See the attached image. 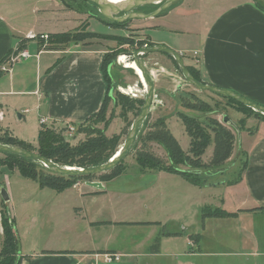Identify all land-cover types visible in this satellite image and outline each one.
Segmentation results:
<instances>
[{"label": "crops", "instance_id": "0c3cea01", "mask_svg": "<svg viewBox=\"0 0 264 264\" xmlns=\"http://www.w3.org/2000/svg\"><path fill=\"white\" fill-rule=\"evenodd\" d=\"M12 1L17 0H0V63L19 47L29 51L30 47L34 46V51H29L31 61L29 59L16 63L8 73H0V114L3 115L0 124L9 130L13 137L36 146V143L13 134L8 126L3 125L7 115L12 113L22 121L28 114L35 113L38 118L37 129L33 133L35 137H38L42 127L64 130L69 126H80L99 112L108 93V85L102 72L106 51L94 42L98 39L71 42L61 46L52 44L50 40L45 43L39 38H28L32 35L62 34L68 31L39 30L42 26V21L39 20L33 25L24 23V2H20L18 10L11 6ZM48 2L49 8L55 10V19L51 25L66 24L67 22L60 21V11L56 12L60 10L59 3L52 0ZM39 6V3L33 6L34 13L42 11ZM149 21L152 23L142 30L143 36H140L139 40L144 42L145 39L149 47L167 46L182 53L185 65L194 67L203 83L233 91L264 107V12L255 6L253 0H183L166 15ZM105 26L109 30L107 33H96L105 35L111 31L124 32L123 29ZM171 35L175 39L171 40ZM132 63L134 61L129 62L124 55L121 64L119 62L124 67L122 72L125 74L126 83L125 87L120 88L129 94L140 90L135 81H130L133 73L128 72L132 68L125 67ZM157 73L160 74V71ZM135 75L140 82L142 74ZM141 92L145 93L143 88ZM235 112L239 114V121L245 116ZM42 119L45 123L41 122ZM249 122L253 124L254 121ZM252 124L251 128L248 127L255 128L251 134L242 132L237 138L239 149L244 151L239 162H246L240 182L232 186L227 185V181L219 183L237 194L241 192L243 198L236 200L229 211L219 203L217 207L229 213L247 212L264 217V121ZM234 165L226 167L224 172H230ZM148 173L150 172H142L143 175ZM121 176L110 182H101L102 190L90 188L85 183L81 188L75 185L63 193H56V210L60 216L65 214L67 220H63V223L61 220L58 231L62 225L64 228L69 225L71 243H49V250H44L47 253L43 254H38L34 249L30 250L27 256L21 252L25 257L21 264H107L104 255L108 253L121 255V260L112 264H137L140 259L148 256L149 259L163 256L152 250L153 248L141 254L140 251L145 245L121 241V232L129 225L163 226V223L157 220L132 221L121 216V213L128 210V204L121 198V195H126L121 193V189H124L121 188ZM161 178L181 177L158 172L155 176L143 177L146 184L136 189L144 190L139 191V194L152 193V198L146 195L144 199L154 201L156 199L153 184ZM180 180L189 188L196 187L182 178ZM113 184L116 185L112 186ZM196 188L202 189L201 195L205 203V187ZM6 190L10 202L12 193L9 188ZM141 204L142 200H138L133 206L136 208ZM166 204L156 201L147 206V209ZM250 210L255 211L249 212ZM8 211L11 212L10 209ZM160 226L151 229L153 238L163 237L162 241L166 243L165 236L170 237L173 232L162 234L158 229ZM200 239V233L191 234L187 245H197Z\"/></svg>", "mask_w": 264, "mask_h": 264}, {"label": "rangeland", "instance_id": "374dc122", "mask_svg": "<svg viewBox=\"0 0 264 264\" xmlns=\"http://www.w3.org/2000/svg\"><path fill=\"white\" fill-rule=\"evenodd\" d=\"M4 1V0H2ZM10 0H7L9 2ZM49 0H17L12 1L11 6H14L19 10L20 2H24L25 10L24 19L29 25H33L35 21L39 20L41 27L39 30L49 29L50 31L58 30L57 32L73 33L78 29H85V31L98 33H107L109 30L105 25H108V21L102 17L97 7H95L89 0H64L65 5L59 3L60 10L56 11L62 14L60 16L62 22L60 26L51 25L54 22V12L49 8ZM183 0L178 2L180 4ZM258 1L264 5V0ZM37 3L40 4L42 9L39 13L33 12V6ZM174 5L172 8H174ZM171 8V9H172ZM155 7L139 8L137 11L149 14L154 12ZM100 22L102 24H100ZM149 20H132L124 32H109L103 36L111 37V39L93 38L98 39L94 42L101 45L100 48L106 51V54L115 55V64L110 69L111 82L113 86L112 95L115 91H119L118 88L125 87L126 83L124 78V67L118 63V58L122 55L127 56V53L134 52L138 46L131 48L129 45H121L116 39L120 37H129L136 43H140V36H143L142 30L149 25ZM104 24V25H103ZM74 27H77L76 29ZM114 29V28H113ZM163 33V32H160ZM101 35V34H97ZM123 35V36H121ZM174 35V34H173ZM171 40L175 39L172 35L169 37ZM92 40V39H91ZM144 39V44L145 43ZM32 46V45H31ZM143 47V46H142ZM151 48V47H150ZM34 46L30 47V52H33ZM183 58V57H182ZM184 59V58H183ZM29 60V59H28ZM129 62L133 61V58L127 59ZM27 61V60H24ZM31 61V59H30ZM143 61L149 72V77L153 84L154 101L148 116L141 128L139 129L137 138L130 150L123 159V163L126 166V171L121 176V198L125 199L128 204L127 211L121 213L123 218L128 220L137 221H161L163 226H148L138 225L124 228L121 232V241H131V243H140L145 245L141 254L149 251L150 249L163 254V256L145 257L140 259L137 264H264V217L260 215H251L247 212H238V216L230 218H217V217H203L206 213L205 208L211 210L221 209L217 207L219 203L221 207L228 210L232 208L235 201L243 198L242 193L237 194L234 190L225 188L223 184L226 181L232 180V178L238 173L239 167H242V163L239 162L241 156H243V150L238 146L239 133H252L255 128L250 129L252 124L249 121H254L252 125L257 122H262V119L256 116H243L245 124H239V114L235 108L229 106L225 97L200 91L194 86L188 84L182 75L181 71L174 65L172 60L161 54H152L147 57L143 56ZM157 64V65H155ZM112 68V70H111ZM160 71V74L157 73ZM132 80L136 83L139 82L138 77L134 72L130 71L128 74H132ZM140 77V76H139ZM140 90L143 88L139 82ZM178 89H180L178 91ZM146 92V91H145ZM119 93H121L119 91ZM180 93L186 95H194L201 101L207 102L211 105L212 110L208 113L198 114L197 112L185 110L181 107L180 99H178ZM181 96L184 97L182 94ZM147 94L141 95L139 98L146 99ZM156 100V101H155ZM114 111L115 118L111 121L110 126L107 128L106 135L111 137L114 134H121L120 148H122L125 142L128 140L131 132V127L137 117L133 114L126 115L125 119H121L119 114L121 112L120 107H115L111 102L107 113V119L110 118L111 111ZM178 111H184L188 114L197 115L203 120L214 119L220 124L228 128L234 134V149L231 158L222 167L223 171H216L214 168H209L203 171V174L209 175V184L205 187L206 194L204 195L205 203L203 202V193L201 188L191 187L189 188L185 182L178 179H166L161 178L159 182H155L154 197L156 200L149 202L146 198L151 196L150 194H139L136 189L140 185H145L146 181L143 177L155 176L156 171H151L148 175H143L141 168L138 166L136 158L139 153L144 150L152 152L159 158L166 160V153L164 149L156 143L144 142L143 136L151 130L154 123L159 119H166L167 125L175 138L180 143V146L185 152L189 151L190 139L185 133V128L182 121L177 117ZM21 113V112H16ZM3 115L0 114V119ZM227 118L228 123L224 120ZM250 123V124H249ZM38 124V118L35 113L28 114L26 118L19 121L18 116H14L12 113L7 115V120L3 122L10 128L11 132L18 136L25 137L28 141L36 143L35 148L38 147V137L34 136L36 132V126ZM98 128H104V124L97 125ZM250 127V128H248ZM0 128L8 131L9 135H12L9 130L5 129L0 124ZM254 128V129H253ZM57 134H61L64 139L71 145H77L80 141L86 138V135L80 134L79 125L76 127L69 126L64 130L53 129ZM70 131V132H69ZM214 144H211L206 150L205 155L202 157L203 161L209 164ZM2 155H0V158ZM242 160V159H241ZM240 160V161H241ZM239 162V163H238ZM235 164V165H234ZM230 172H224L226 167H231ZM45 167V166H44ZM48 169V168H47ZM147 173V172H144ZM139 177V179H137ZM137 179V180H135ZM93 182H100L94 179ZM85 182H79L76 184L78 188L83 187ZM217 186H214V185ZM113 184L112 186H115ZM75 187V186H74ZM203 187V186H202ZM2 188H9L12 193V199L7 204L0 194V246L2 243V228H1V212L10 209V216L15 219V230L20 240L21 252L24 256H27L30 250H35L37 253H46L44 250H49L47 247L49 243L52 244H67L71 243L69 235H71L69 225L65 228L62 225L59 229L60 222L65 219V214L60 216L54 203V197L56 192L50 189H40L38 184L32 180L22 177L18 169H10L7 166L0 167V191ZM150 198V197H149ZM142 200L141 206L136 208L133 204ZM158 201V203H167L164 206H157L147 209V206ZM206 204V207L204 208ZM226 206V207H225ZM205 209V212L203 210ZM223 210V209H222ZM67 221V220H66ZM159 231L173 232L170 237L165 236L167 242H163V237H154V233L151 231L153 228L159 227ZM65 229V230H64ZM201 234V239L197 245H187V239L191 234ZM123 238H125L123 240ZM52 248V247H51Z\"/></svg>", "mask_w": 264, "mask_h": 264}, {"label": "trees", "instance_id": "16d2710c", "mask_svg": "<svg viewBox=\"0 0 264 264\" xmlns=\"http://www.w3.org/2000/svg\"><path fill=\"white\" fill-rule=\"evenodd\" d=\"M254 4L259 10L264 12V5L260 4L258 1L254 2ZM173 6L174 5L163 12L159 17L166 15ZM150 7H155V9H157L159 6L151 5L142 8L147 9ZM107 21L108 26L115 29H126L130 22L115 23L109 20ZM49 36L52 44H60L61 46L71 42H84L93 38L102 37L104 39H111V37L86 32L83 28L73 33L51 34ZM116 40L121 45H129L131 48L138 45L140 49L144 45L143 41L135 45V41L129 37H120ZM23 49V47L17 48L6 56L1 63L12 53H17ZM163 55L172 60L174 65L179 69L177 62L170 55ZM115 56L116 54L113 55L112 53L105 54L103 57L102 72L108 85V93L99 112L79 126L80 134L86 135L83 141L73 146L68 143L61 134H57L53 129L42 127L38 134V147L35 148L32 144L19 140L9 135L8 131L0 128V144L35 152L62 167L88 170L108 163L118 152L121 141V134H114L111 137L106 135L107 128L115 118V113L112 110L110 118L107 119V113L111 102L114 103L115 107L121 108L119 114L121 119H125L126 115L130 113L138 117L145 104L144 99L131 98L119 93V91H115L114 96L112 95L113 86L109 69L116 62ZM147 56L148 55H145V57ZM187 69L198 82H202L194 67L187 66ZM132 70L138 75H141L138 69L132 68ZM140 83L141 85L143 84V88L146 91L144 80L141 79ZM182 94L184 97L181 96ZM178 99H180L181 107L185 110L197 112L198 114L208 113L212 110L209 103L201 101L194 95L187 94L185 97V93H180ZM226 100L230 104L229 106L237 109L238 112L244 115L256 116L264 121V116L261 113L253 111L239 101L228 98H226ZM176 115L182 121L185 133L190 139L189 151L185 152L180 146V143L167 125V118L159 119L154 123L151 130L143 136V139L144 142L160 145L166 153V160L157 157L152 152L144 150L137 155V164L142 172H165L179 176L193 186H207L209 184L207 181L209 175L203 174V171L211 167L216 171H223L222 167L231 158L234 149V134L214 119L203 120V118L197 115L188 114L184 111H178ZM100 123H103L105 127L102 129L98 128L97 125ZM239 124L244 126L245 119L240 120ZM211 144H214V149L210 162L207 164L203 161L202 157ZM0 155H2L0 158V167L7 166L10 169L16 168L22 177L34 181L38 184L40 189H50L56 193H63L82 181L88 183L97 179L100 182H110L123 175L126 171V166L122 160L116 167L104 174L66 177L47 169L43 164L34 159L11 153L0 152ZM245 167L246 162L242 163V167H239L238 173L232 180L227 181L226 184L232 186L239 183ZM205 209L206 213L203 217L206 218H230L237 215L236 213H229L222 209L211 210L209 207ZM205 209L203 212H205ZM254 211L255 210H250L249 212ZM1 228L3 231V239L0 246V264H21L25 257L21 255V244L15 230V219L10 216L8 210L1 212Z\"/></svg>", "mask_w": 264, "mask_h": 264}, {"label": "water", "instance_id": "95a60500", "mask_svg": "<svg viewBox=\"0 0 264 264\" xmlns=\"http://www.w3.org/2000/svg\"><path fill=\"white\" fill-rule=\"evenodd\" d=\"M63 5L66 6L64 0H59ZM97 9L100 14L107 20L115 22V23H125L127 21L132 20H150L159 17L163 12L168 10L172 5L177 4L181 0H130L123 4H111L106 0H89ZM159 6L154 12L146 14L140 11H137L139 8L145 6ZM121 15V16H120ZM168 54L170 55L178 64L179 69L184 76L186 82L191 86H194L196 89L208 93H213L228 99H233L235 101L241 102L246 107L251 108L253 111L261 113L264 116V107L256 104L245 97L226 89L218 88L215 86H211L205 84L203 82H198L189 72L187 66L184 63V60L180 53L177 51L167 47V46H154L149 48L137 49L134 52L127 53V56L133 58V61L137 64V66L143 72V76L147 82V97L145 99V104L141 109L140 115L134 121L131 132L129 134L128 140L125 142L124 146L120 148L119 152L115 154V156L106 164L101 165L99 167H95L92 169H79L72 167H62L58 164H55L46 158L38 155L35 152H30L19 147H11L0 144V152L1 153H11L15 155L24 156L27 158L34 159L41 164H43L46 168L51 171L66 177H79L86 175H100L109 172L114 167H116L126 156L131 146L135 142L139 129L143 125L144 121L148 118L153 101H154V89L152 81L149 77V72L147 71V67L143 61V56L151 55V54ZM179 90V89H178ZM228 123L227 118L224 120ZM86 185L90 188L102 190L103 184L101 182H88ZM1 197L5 202H9V194L5 188H2L0 191Z\"/></svg>", "mask_w": 264, "mask_h": 264}, {"label": "built area", "instance_id": "2783aa9c", "mask_svg": "<svg viewBox=\"0 0 264 264\" xmlns=\"http://www.w3.org/2000/svg\"><path fill=\"white\" fill-rule=\"evenodd\" d=\"M28 38L30 39H37L39 38L41 41H44L45 43H47L50 40V36L48 34H41L39 36L36 35H32L29 36ZM137 46V45H136ZM143 48H149V46L147 44H144L143 47H141L140 49ZM138 49V48H137ZM181 56H183V54L181 53ZM31 58V54L29 53V51L27 49H23L21 51H18L17 53H12L3 63L0 64V73H8L11 68L13 67V65H15L16 63H20L23 62L24 60H28ZM126 58H130L128 56H126ZM120 57L118 58V63H119ZM137 87H139V82H137L135 84ZM143 86V84H142ZM144 87V86H143ZM119 91L126 95L129 96L131 98H135L138 99L141 95L143 94H147V92H141V90H139L138 92H132V93H124L121 88H118ZM143 90L145 91V89L143 88ZM28 112V111H25ZM42 123H45V120L42 119L41 121ZM121 260V255L119 254H105L104 255V261L107 264H112V263H116L119 262Z\"/></svg>", "mask_w": 264, "mask_h": 264}, {"label": "bare ground", "instance_id": "6f19581e", "mask_svg": "<svg viewBox=\"0 0 264 264\" xmlns=\"http://www.w3.org/2000/svg\"><path fill=\"white\" fill-rule=\"evenodd\" d=\"M107 2H109V3H111V4H123V3H125V2H127V1H130V0H106ZM44 42V41H43ZM138 46V45H137ZM138 49H139V47H137ZM121 59H122V56H120V60H119V62H120V64H121ZM126 68H136V69H138L140 72H141V74H142V79L144 80V82H145V86H146V91H147V82H146V80H145V78H144V76H143V72L141 71V69L137 66V64L134 62V63H132V64H129V65H126L125 66ZM70 132V131H69ZM120 150V149H119ZM119 150H118V152H119ZM76 169V168H75Z\"/></svg>", "mask_w": 264, "mask_h": 264}, {"label": "flooded vegetation", "instance_id": "af4514ba", "mask_svg": "<svg viewBox=\"0 0 264 264\" xmlns=\"http://www.w3.org/2000/svg\"><path fill=\"white\" fill-rule=\"evenodd\" d=\"M121 16V15H120Z\"/></svg>", "mask_w": 264, "mask_h": 264}]
</instances>
